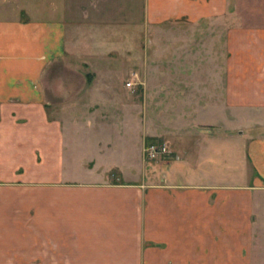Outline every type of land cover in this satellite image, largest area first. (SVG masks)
<instances>
[{
    "label": "crops",
    "instance_id": "0c3cea01",
    "mask_svg": "<svg viewBox=\"0 0 264 264\" xmlns=\"http://www.w3.org/2000/svg\"><path fill=\"white\" fill-rule=\"evenodd\" d=\"M38 1L15 12L0 0V190L26 198L7 209L28 233L17 244L32 247L15 259L264 264V30L227 28L220 40L212 22L233 18L227 0H143L146 22L210 24L204 64L190 42L173 44L172 74L157 65L161 91L174 86L173 119L139 132L138 176L127 116L131 0H44V11ZM148 137L168 139L171 160L148 163Z\"/></svg>",
    "mask_w": 264,
    "mask_h": 264
},
{
    "label": "rangeland",
    "instance_id": "374dc122",
    "mask_svg": "<svg viewBox=\"0 0 264 264\" xmlns=\"http://www.w3.org/2000/svg\"><path fill=\"white\" fill-rule=\"evenodd\" d=\"M6 1L9 2L7 5L15 12H20L23 8L29 7V0ZM40 2L38 1V8L44 11L43 6H46V4L44 0H40ZM128 2L133 5L128 7V83L126 84V88L128 89V130L130 127L132 128L134 139L132 146L133 171L130 173L141 176L143 167L141 166L137 149L139 132H142L141 130L143 129L149 130L151 128L162 130L161 127L165 125L162 123L163 117L165 121H172L173 119L171 109L175 93H172L171 89L174 86L170 85V87H167L168 90L166 89V91L169 92L167 94L168 96L161 91V87L157 84V65L163 61L167 62L170 67L168 72L172 74L173 62L179 61V55L177 50L173 49V44H176L175 47H178L184 43L189 44L190 42H192V48L190 50L196 52L198 58L201 57V62L204 61L205 57H207V53L204 51L205 48H203L204 43H202L204 36L207 41L209 40L204 34V26L210 23L204 21L193 24L188 22H146L141 19L145 16L143 0H131ZM227 5L228 15L230 18L233 16V18H229L230 21L228 23L212 22L214 37L217 36L222 40L220 33L223 31L222 35H226L225 30L227 28L229 31L238 29L241 32L246 30H264V0H227ZM6 13L7 10H0L1 17L7 16L5 15ZM165 32H169L170 34L175 33L176 37L171 36L164 39L162 35ZM181 33H184L185 36L181 37ZM195 33L197 37H194ZM163 42L168 46L165 54L162 52ZM223 46V43L218 40V42L213 44L214 52L219 50V48L220 52H223L221 49ZM185 51L186 54L184 53L185 55L182 58L188 57L187 54L189 51ZM217 57H219L217 54H213L214 61H217ZM206 63L208 64V61ZM201 64H204V62ZM175 88L180 87L175 86ZM164 127L170 129L169 126ZM167 140L165 138H162L160 141L155 139L153 145L159 147L167 144L168 152L163 156H158L154 160L149 158L146 152L153 145L147 146L145 144L144 159L148 163L155 164L157 162L171 160L173 156L170 146L171 143H167ZM232 166L234 169L238 168L236 165ZM229 174H233V172L229 171ZM22 199H26L22 197V194L12 195L6 190H0V206H4L0 212V264H29V262L18 261L14 257L15 255L23 253L24 257L28 258V252L32 250V247L27 244H17L18 241L20 242L21 237L27 238L28 233L22 232L24 230H18L14 227L16 221H18L19 214L12 212V209H7L8 206L16 204L22 201Z\"/></svg>",
    "mask_w": 264,
    "mask_h": 264
},
{
    "label": "built area",
    "instance_id": "2783aa9c",
    "mask_svg": "<svg viewBox=\"0 0 264 264\" xmlns=\"http://www.w3.org/2000/svg\"><path fill=\"white\" fill-rule=\"evenodd\" d=\"M147 155L151 159H157L158 156H163L168 152V147L166 145H162L159 147L156 146H151L150 148L147 149Z\"/></svg>",
    "mask_w": 264,
    "mask_h": 264
},
{
    "label": "trees",
    "instance_id": "16d2710c",
    "mask_svg": "<svg viewBox=\"0 0 264 264\" xmlns=\"http://www.w3.org/2000/svg\"><path fill=\"white\" fill-rule=\"evenodd\" d=\"M155 143V138H146V145L150 146L153 145Z\"/></svg>",
    "mask_w": 264,
    "mask_h": 264
}]
</instances>
